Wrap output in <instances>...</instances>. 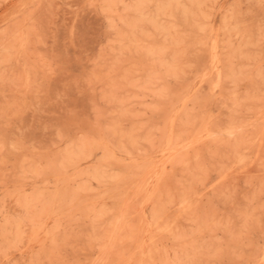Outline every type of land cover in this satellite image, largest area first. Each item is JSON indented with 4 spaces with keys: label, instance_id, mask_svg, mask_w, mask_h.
I'll use <instances>...</instances> for the list:
<instances>
[{
    "label": "rangeland",
    "instance_id": "1",
    "mask_svg": "<svg viewBox=\"0 0 264 264\" xmlns=\"http://www.w3.org/2000/svg\"><path fill=\"white\" fill-rule=\"evenodd\" d=\"M0 264H264V0H0Z\"/></svg>",
    "mask_w": 264,
    "mask_h": 264
}]
</instances>
